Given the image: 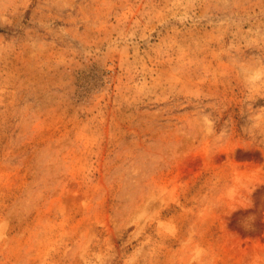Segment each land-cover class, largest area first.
Returning a JSON list of instances; mask_svg holds the SVG:
<instances>
[{
    "label": "rangeland",
    "instance_id": "1",
    "mask_svg": "<svg viewBox=\"0 0 264 264\" xmlns=\"http://www.w3.org/2000/svg\"><path fill=\"white\" fill-rule=\"evenodd\" d=\"M0 264H264V0H0Z\"/></svg>",
    "mask_w": 264,
    "mask_h": 264
}]
</instances>
